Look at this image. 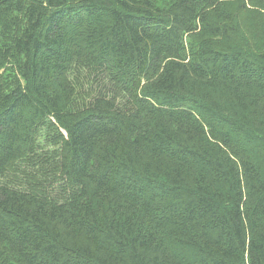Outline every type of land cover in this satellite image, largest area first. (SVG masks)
Instances as JSON below:
<instances>
[{"label":"trees","instance_id":"trees-1","mask_svg":"<svg viewBox=\"0 0 264 264\" xmlns=\"http://www.w3.org/2000/svg\"><path fill=\"white\" fill-rule=\"evenodd\" d=\"M225 2L0 0V264H264V54Z\"/></svg>","mask_w":264,"mask_h":264},{"label":"rangeland","instance_id":"rangeland-1","mask_svg":"<svg viewBox=\"0 0 264 264\" xmlns=\"http://www.w3.org/2000/svg\"><path fill=\"white\" fill-rule=\"evenodd\" d=\"M226 6L235 18L237 33L233 44L243 46L259 57L264 54V2L259 0H226ZM41 146L47 145L46 137L40 138Z\"/></svg>","mask_w":264,"mask_h":264}]
</instances>
